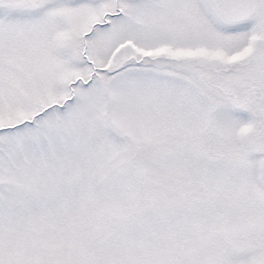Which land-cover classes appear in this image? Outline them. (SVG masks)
I'll return each instance as SVG.
<instances>
[{"label":"snow or ice","instance_id":"snow-or-ice-1","mask_svg":"<svg viewBox=\"0 0 264 264\" xmlns=\"http://www.w3.org/2000/svg\"><path fill=\"white\" fill-rule=\"evenodd\" d=\"M0 264H264V0H0Z\"/></svg>","mask_w":264,"mask_h":264}]
</instances>
